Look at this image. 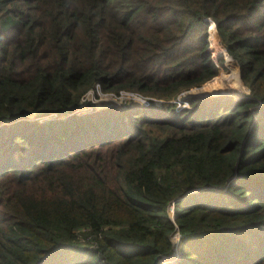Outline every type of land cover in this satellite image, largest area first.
<instances>
[{
	"label": "trees",
	"instance_id": "obj_1",
	"mask_svg": "<svg viewBox=\"0 0 264 264\" xmlns=\"http://www.w3.org/2000/svg\"><path fill=\"white\" fill-rule=\"evenodd\" d=\"M95 84L212 93L75 115ZM176 231L175 264H264V0H0V264H151Z\"/></svg>",
	"mask_w": 264,
	"mask_h": 264
},
{
	"label": "rangeland",
	"instance_id": "obj_2",
	"mask_svg": "<svg viewBox=\"0 0 264 264\" xmlns=\"http://www.w3.org/2000/svg\"><path fill=\"white\" fill-rule=\"evenodd\" d=\"M233 64L235 65L237 72H238V67L236 65V63L233 62ZM226 88L228 90H226ZM224 88V93L230 94L233 98L238 99L243 97L248 91L247 90H241V94L239 96H235L231 90V84H228V87ZM226 90V91H225ZM211 91H208L207 86H205L204 84L200 85V86H196L193 88H187V89H181L176 95H174L172 98L170 99H164V98H160L158 96H149V95H142L140 93L137 92H133V91H121L118 94H112V93H104L101 92L100 88L98 87L97 84H95V86H93L90 90H88L80 99V103L78 105V107L75 109V111H73V113L75 115H84V114H89V113H94V112H98L101 111L103 109H106L108 107V105H116L118 107H123L127 106V105H144L142 102L144 101H149V104H153V105H157V106H161V105H175L176 109H186L188 108V100L190 97L192 96H204V95H208ZM212 93V92H211ZM214 94L219 93V92H213ZM72 113V114H73ZM72 114H65L62 116H58L61 118L64 117H68L69 115ZM55 115H52V117H54ZM27 118L29 120H39V122L46 120L44 117L41 118H34L33 115H29L27 116ZM173 206L171 205L168 213L169 216L171 217L173 212H172ZM180 239V235L178 233V231H176L175 233H173L171 235V240L173 242V244L175 245L177 243V240ZM178 247V245H177ZM175 245V248H177ZM179 258V257H178ZM177 258V259H178ZM177 259L173 260L172 262H170L169 264H175V262L177 261ZM165 261H168V259H166ZM162 264H168V262L162 263Z\"/></svg>",
	"mask_w": 264,
	"mask_h": 264
},
{
	"label": "water",
	"instance_id": "obj_3",
	"mask_svg": "<svg viewBox=\"0 0 264 264\" xmlns=\"http://www.w3.org/2000/svg\"><path fill=\"white\" fill-rule=\"evenodd\" d=\"M227 94V93H226ZM230 95V94H229ZM131 105H133V104H131ZM108 106H114V105H108ZM116 106V105H115ZM116 107H118V106H116ZM125 106L123 105V107H118V108H120V109H122V108H124ZM45 119L46 118H49L48 116L47 117H44ZM190 192H193V191H190ZM170 218H172L173 219V221H174V217H173V214H172V216L170 217ZM173 244V243H172ZM177 245H178V247L176 248V250L174 251V248H173V253L170 255V256H168V257H166V256H159V257H155L154 258V260H153V262L151 263V264H161L160 263V261L161 260H163L164 258H172L173 260L175 259H177L178 257H179V239L177 240Z\"/></svg>",
	"mask_w": 264,
	"mask_h": 264
},
{
	"label": "bare ground",
	"instance_id": "obj_4",
	"mask_svg": "<svg viewBox=\"0 0 264 264\" xmlns=\"http://www.w3.org/2000/svg\"><path fill=\"white\" fill-rule=\"evenodd\" d=\"M175 245H177V243H176ZM175 245H174V251H175ZM170 258H171V257H170ZM165 259H168V258H164L163 260L160 261V263L162 264V262H164ZM171 259H172V258H171ZM172 263H173V262H172Z\"/></svg>",
	"mask_w": 264,
	"mask_h": 264
},
{
	"label": "built area",
	"instance_id": "obj_5",
	"mask_svg": "<svg viewBox=\"0 0 264 264\" xmlns=\"http://www.w3.org/2000/svg\"><path fill=\"white\" fill-rule=\"evenodd\" d=\"M144 105H147L149 103V101H144L142 102Z\"/></svg>",
	"mask_w": 264,
	"mask_h": 264
}]
</instances>
